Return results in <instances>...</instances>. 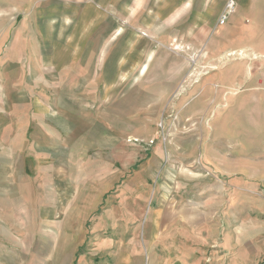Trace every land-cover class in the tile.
<instances>
[{
  "label": "rangeland",
  "instance_id": "1",
  "mask_svg": "<svg viewBox=\"0 0 264 264\" xmlns=\"http://www.w3.org/2000/svg\"><path fill=\"white\" fill-rule=\"evenodd\" d=\"M0 115V264H171L213 162L218 224L263 215L264 0H0ZM218 231L264 262V225Z\"/></svg>",
  "mask_w": 264,
  "mask_h": 264
},
{
  "label": "crops",
  "instance_id": "2",
  "mask_svg": "<svg viewBox=\"0 0 264 264\" xmlns=\"http://www.w3.org/2000/svg\"><path fill=\"white\" fill-rule=\"evenodd\" d=\"M146 64L142 65V68L145 67ZM145 68L142 69V73L145 71ZM260 75L259 77H261ZM262 83V82H261ZM210 103L209 92L206 93V96L201 97L200 102L198 105H206ZM199 107V106H198ZM198 109V108H196ZM4 116L0 115V119L2 120ZM23 133L21 132L18 137H16V144L19 141L24 140ZM9 131L7 125L0 126V167L3 166H10L9 161V153L11 148L9 147ZM15 146L12 145V148ZM17 147V146H16ZM4 152H7L6 162H4ZM209 173L213 176V196H214V209L213 211L203 210L204 214L202 215L205 217L203 223L196 224V221L193 219L195 216H191L195 214L194 211H191L189 207L186 210L184 208L181 212H176V214H172V218L168 217L167 229L166 233H159L158 240L154 237V242L157 241L156 247L158 246H168L169 248V255L171 264L175 261L174 264H221L220 261V246H219V231L218 227H233V226H248V225H264V209L263 215H261V219L259 215H254L255 203L252 202L251 204V212L252 214L248 213V204L246 206L247 211V218L241 222H239L238 218V201L233 200L231 202L229 212L231 215L230 224L227 223H219L218 224V216H217V200H216V185H215V170H214V162L211 166L206 167ZM210 170V171H209ZM264 198V196L262 197ZM235 205V206H234ZM190 206V205H188ZM250 206V205H249ZM264 206V205H263ZM236 207V208H235ZM199 211V210H198ZM201 213V211H199ZM236 215V219L234 216ZM181 219V220H180ZM8 227V226H7ZM196 229H201V231H196ZM250 238V236H249ZM44 239H47L44 237ZM254 240H256V236L254 235ZM238 244V250L234 249L232 251V258L235 263L241 262V248L242 246ZM253 244V245H252ZM190 247V252L187 253V247ZM245 246V245H244ZM252 247H256L254 241L249 243L250 249ZM252 252L249 253V257L251 256ZM257 257H253L251 260L254 261L256 264H259L256 260ZM261 264H264L261 263Z\"/></svg>",
  "mask_w": 264,
  "mask_h": 264
},
{
  "label": "built area",
  "instance_id": "3",
  "mask_svg": "<svg viewBox=\"0 0 264 264\" xmlns=\"http://www.w3.org/2000/svg\"><path fill=\"white\" fill-rule=\"evenodd\" d=\"M234 7V4L232 5V8ZM221 25L224 26L226 24L227 21V15H224L223 17H221Z\"/></svg>",
  "mask_w": 264,
  "mask_h": 264
},
{
  "label": "bare ground",
  "instance_id": "4",
  "mask_svg": "<svg viewBox=\"0 0 264 264\" xmlns=\"http://www.w3.org/2000/svg\"><path fill=\"white\" fill-rule=\"evenodd\" d=\"M233 5V4H232Z\"/></svg>",
  "mask_w": 264,
  "mask_h": 264
}]
</instances>
